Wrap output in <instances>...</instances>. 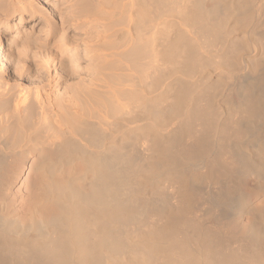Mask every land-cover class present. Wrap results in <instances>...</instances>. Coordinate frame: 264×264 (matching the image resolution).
<instances>
[{
  "label": "rangeland",
  "instance_id": "obj_1",
  "mask_svg": "<svg viewBox=\"0 0 264 264\" xmlns=\"http://www.w3.org/2000/svg\"><path fill=\"white\" fill-rule=\"evenodd\" d=\"M0 12V42H6L10 69L0 62V86L9 82L15 91L23 87L31 93L42 87L53 104L49 118L60 124L42 128L33 141L28 125L8 128L18 90L9 97L11 107L0 106V245L9 239L27 247L2 245L0 264L42 263L39 254L54 245L50 237L56 242L69 224L63 214L70 200L82 204L81 198L93 195L98 209L121 210L122 220L127 218L108 226L104 244L111 238L118 243L105 245L98 264H177L182 258L177 252L190 254L184 250L194 254L186 261L198 264L199 244L205 252L212 248L210 257L213 250L215 258L237 253L233 257L240 263L255 264L248 253L251 243L254 238L264 243V0H0ZM22 17L32 19L20 25ZM77 26L83 29L76 31ZM82 79L101 82L108 92L107 104L93 115L86 113L82 98L72 97ZM4 93L0 89V100L8 98ZM73 98L84 108H70ZM29 105L25 109L32 115ZM86 119L98 132L93 130L92 139L82 131ZM72 123L81 133L70 129ZM73 133H78L75 143ZM200 141L203 148L197 147ZM195 147L200 150L182 152ZM55 159L65 162L55 161L60 167L49 172ZM129 162L133 174L126 171ZM106 172L114 177H107L104 186ZM45 186L53 188L52 195ZM69 195L79 199L74 203ZM217 223L229 230L220 232ZM183 238L191 242L190 250ZM56 257L46 263L60 264Z\"/></svg>",
  "mask_w": 264,
  "mask_h": 264
},
{
  "label": "bare ground",
  "instance_id": "obj_2",
  "mask_svg": "<svg viewBox=\"0 0 264 264\" xmlns=\"http://www.w3.org/2000/svg\"><path fill=\"white\" fill-rule=\"evenodd\" d=\"M87 1V0H86ZM135 3V2H134ZM76 4V3H75ZM103 4V3H102ZM138 4V3H137ZM115 7V6H114ZM84 7H82V9H83ZM85 8H87V7H85ZM137 8V7H136ZM143 8V7H142ZM89 9V8H88ZM144 9V8H143ZM64 10V9H63ZM84 10V9H83ZM87 10V9H86ZM85 10V11H86ZM161 10V9H160ZM2 11V10H1ZM69 11V10H68ZM63 12V11H62ZM84 12V11H83ZM1 13V12H0ZM65 13V12H64ZM2 15V14H1ZM72 15V14H71ZM72 17V16H71ZM30 19H32L31 17H22L20 20H19V24L20 25H23V24H26L27 23V21H29ZM77 20V19H76ZM62 21L64 22L65 21V19L63 20L62 19ZM78 21V20H77ZM205 24V23H204ZM81 29H83L82 28V26H77V28H75V30L76 31H80ZM33 42V41H32ZM5 46H6V42L4 41V39L0 42V62H3V64H4V66H5V70H8V72L10 71V69H9V67H8V65L6 64L7 62H6V60H5V58H4V55H5ZM22 51V50H21ZM50 59V58H49ZM19 63V62H18ZM1 64V63H0ZM3 66V65H2ZM3 66V67H4ZM11 68V67H10ZM19 68V67H18ZM21 69V68H20ZM5 72V71H4ZM2 74V73H1ZM43 74V73H42ZM47 75V74H46ZM153 76V75H152ZM5 79V78H4ZM49 80V79H48ZM6 81V80H5ZM3 82V81H2ZM14 82V81H13ZM72 82V81H71ZM4 83V82H3ZM9 83V82H8ZM8 83H6L4 86H0V89H2V90H4V92L6 91V94H9L8 95V98L6 97V99L5 98H3V100H0V106L1 107H6L7 109H8V107L10 106V105H12L11 103H10V100H9V97H10V95H12L13 96V94H15V92H17V90H18V93H17V95H16V97H14V101H13V108L11 109V111H10V113L8 114V116H9V119H11L12 121H13V123L11 124V125H9L8 126V128L9 129H11L12 127H13V125H19V126H21L22 128H24V127H26L25 125H28L29 126V129H30V127H31V131H30V134H29V136L28 137H31V138H33V141H34V136H32V135H36L37 137L39 136V135H37L36 133H38V131H41V129L43 128V130H44V128L45 127H48V126H50V127H57V126H59L57 123V121H56V119H55V122H53V121H51L50 120V118H49V110H51V108H52V103H51V101H50V99H49V97H46V95L45 94H43L42 93V87H37L36 88V91H35V93L34 92H30L29 91V89H28V91L26 90V89H24L23 87L21 88H19V89H17L16 91H15V87H14V85L12 84V83H10L9 84V86L7 85ZM51 83V82H50ZM55 85V84H54ZM58 86V85H57ZM108 86V85H107ZM63 87V86H62ZM18 88V87H17ZM28 88V87H27ZM74 88H75V91H74V93L72 94V97H75V98H82V100H83V106L86 108V113H93V112H95V110H97V111H100V110H103V106H105V103L107 104V100H108V92H107V89H106V87L104 86V84L103 83H101V82H97V81H93V80H79V81H77L76 82V84H75V86H74ZM35 90V89H34ZM73 92V91H72ZM5 93H4V95H6ZM34 94V95H33ZM195 94V93H194ZM52 95V94H51ZM71 96V95H70ZM184 96V95H183ZM3 97V96H2ZM5 97V96H4ZM183 98V97H182ZM61 99H63V98H61ZM67 99H70V98H67ZM67 99H66V101H67ZM183 99H185V98H183ZM73 100H75V103L73 102ZM73 100H69L70 101V103H69V107L70 108H74V109H76V108H79V106H81V107H83L82 105H80L79 103L77 104V101H76V99H74L73 98ZM81 100V99H80ZM1 101H2V103H1ZM65 101V100H64ZM195 101V100H194ZM30 102V103H29ZM30 105H29V104ZM55 103V102H54ZM57 103V102H56ZM55 103V104H56ZM61 103H63V101L62 102H60V105H61ZM82 103V102H81ZM27 105H29V106H31V108L30 109H33L32 111H31V114L32 115H30L29 113H28V111L30 112V110H26L25 108L27 107ZM63 106H64V103H63ZM67 105H65V107H66ZM11 107V106H10ZM83 107V108H84ZM28 108V107H27ZM38 108L39 109V111L37 112V110L36 109ZM70 108H69V110H70ZM251 108H253V107H251ZM74 109H73V112H74ZM82 109V108H81ZM83 110V109H82ZM76 111V110H75ZM78 111V110H77ZM76 111V112H77ZM71 112V111H70ZM75 112V113H76ZM251 112V111H250ZM255 113L256 111L255 110H253L252 111V113ZM54 113V112H53ZM61 114H62V112H60ZM79 113V112H78ZM83 113V112H82ZM85 113V112H84ZM83 113V114H84ZM253 113V114H254ZM258 113V112H257ZM4 114H5V112H4ZM3 114V115H4ZM58 116H59V113L57 112L56 113ZM60 114V115H61ZM74 114V113H73ZM72 114V115H73ZM30 115V121H29V116ZM52 115V114H51ZM71 115V116H72ZM91 115H93V114H91ZM74 116H76V115H74ZM193 116V115H192ZM61 117H62V115H61ZM76 117H79V116H76ZM76 117H73V118H76ZM81 117H83V115L81 114ZM86 117V116H85ZM2 118V117H1ZM28 118V119H27ZM55 118H57L56 117V115H55ZM59 119V118H58ZM57 119V120H58ZM1 120V119H0ZM10 120V121H11ZM28 120V121H27ZM189 120V119H188ZM187 120V121H188ZM61 121H62V118H61ZM74 121V120H73ZM85 121V120H84ZM6 122V121H5ZM69 122V121H68ZM83 122V121H82ZM81 122V123H82ZM86 125H87V127H86V129H84V130H82V131H86L87 130V132H89L90 133V135L89 136H91V137H89L88 139H92L93 137H94V131L95 132H97V129L95 130V124H94V122L92 121V120H90V119H86ZM85 122H83L84 124H85ZM190 122H191V120H190ZM207 122V121H206ZM61 123V122H60ZM70 123V122H69ZM77 123V122H76ZM80 123V122H79ZM63 123H61V125H62ZM71 124V123H70ZM2 125V124H1ZM8 125V124H7ZM78 126V127H77ZM18 127V126H17ZM16 127V128H17ZM49 127V128H50ZM62 127V126H61ZM71 128H73V130H75V131H77L78 133H81V130L79 129L80 128V126H79V124L78 125H74L73 123H72V125L70 126V129ZM2 129V128H1ZM3 129H4V127H3ZM58 129V128H57ZM63 129V128H62ZM68 129V128H67ZM6 130H7V128H6ZM15 130V129H14ZM94 130V131H93ZM2 131V130H1ZM21 131V130H20ZM26 131H27V129H26ZM57 131H59V130H57ZM67 131H69V130H67ZM74 131V132H75ZM6 132V131H5ZM54 132H56V131H54ZM71 132H73V131H71ZM87 132H85V134L87 133ZM207 132V131H206ZM33 133H35V134H33ZM39 133H41V132H39ZM38 133V134H39ZM57 133V132H56ZM76 133V132H75ZM78 133H77V137H78ZM98 133V132H97ZM178 133V132H177ZM10 134V133H9ZM21 134V133H20ZM47 134V133H46ZM71 134V133H70ZM70 134H68V136L70 135ZM84 134V133H83ZM102 134V133H101ZM25 135V134H24ZM42 135V134H41ZM41 135H40V137H41ZM48 135V134H47ZM73 135H74V133L72 134V136L70 137V138H72L73 137ZM74 135V136H75ZM105 135V134H104ZM175 135V134H174ZM178 135V134H177ZM230 135V134H229ZM35 136V137H36ZM44 136V135H43ZM82 136V135H81ZM80 136V137H81ZM85 137H83V138H81L82 140H87V136L86 135H84ZM96 136V135H95ZM103 136V135H102ZM101 136V137H102ZM176 136V135H175ZM198 136V135H197ZM196 136V137H197ZM77 137H76V139H77ZM195 137V138H196ZM8 138H11V136L10 137H8ZM29 139V140H32V139ZM42 138V137H41ZM69 138V137H68ZM69 138V139H70ZM4 139H6V138H4ZM37 139H40V138H37ZM80 139V138H79ZM80 139V140H81ZM8 140V139H7ZM28 140V141H29ZM41 140V139H40ZM53 141H54V139H52ZM98 140H100V139H98ZM203 140V139H202ZM42 141V140H41ZM44 141V140H43ZM42 141V142H43ZM79 141V140H78ZM174 141V140H173ZM196 141V140H195ZM198 141V140H197ZM41 142V143H42ZM71 142H73V143H75L76 142V140L75 139H71ZM106 142V141H105ZM8 143H10L9 141H8ZM66 143V142H65ZM65 143H63V144H61V145H64L65 146ZM69 143V142H68ZM68 143H66V144H68ZM203 143V141L201 142L200 141V144H198L197 145V147H199L201 144ZM2 144L4 145V146H7V143H6V141L5 140H3L2 141ZM13 144V143H12ZM55 144V147L57 146V144L56 143H54ZM53 144V145H54ZM180 144L181 143H178V145L180 146ZM195 144V143H194ZM38 145V144H37ZM52 145V144H51ZM52 145V146H53ZM58 145H59V143H58ZM69 145V144H68ZM86 145V144H85ZM173 145V144H172ZM196 145V144H195ZM205 145V144H204ZM177 146V145H176ZM175 146V147H176ZM184 146V145H183ZM182 146V147H183ZM58 148H59V146H57ZM69 147V146H68ZM181 147V146H180ZM206 147H207V145H206ZM44 148V147H43ZM61 148V147H60ZM173 148V147H172ZM179 148V147H178ZM183 148H185V147H183ZM194 148V147H193ZM201 148H203L202 147V145H201ZM62 149H64V148H62ZM65 149H66V146H65ZM72 149V148H71ZM192 149V148H191ZM4 150H7V149H4ZM92 150V149H91ZM105 150V149H104ZM101 151L102 153H104L105 151ZM111 150V149H110ZM197 150H200V148L198 149H196V147H195V149H192L191 151H189V150H185V151H182L183 152V154H189L190 152H198ZM210 150V149H209ZM47 151V150H46ZM61 151V150H60ZM63 151V150H62ZM65 151V150H64ZM64 151H63V153H64ZM73 151V150H72ZM72 151L70 152L71 154H72ZM202 151V150H201ZM66 152H67V150H66ZM65 152V153H66ZM74 152V151H73ZM77 152V151H76ZM75 152V153H76ZM92 152V151H91ZM211 152V151H210ZM50 153V152H49ZM61 153V152H60ZM63 153H61V155H60V158L61 157H63V156H65V155H63ZM68 153H69V151H68ZM70 153L68 154V156L70 155ZM74 153V154H75ZM171 153V152H170ZM0 154L2 155V153H1V151H0ZM78 154V153H77ZM208 154V153H207ZM67 155V154H66ZM39 156V155H38ZM72 156V155H71ZM70 156V157H71ZM74 156V155H73ZM72 156V157H73ZM176 156V155H175ZM208 156V155H207ZM49 157V156H48ZM70 157L69 158H67V160L68 159H70ZM103 157V156H102ZM182 159H184V162L186 163V162H188L187 160H185V157L186 156H180ZM20 158V157H19ZM50 158V157H49ZM57 158V157H56ZM66 158V157H65ZM124 158V157H123ZM194 158V157H193ZM62 159V158H61ZM98 159H99V157H98ZM102 159H105V158H102ZM125 159V158H124ZM153 159V158H152ZM187 159V158H186ZM203 159V158H202ZM201 159V160H202ZM206 159V158H205ZM48 160V159H47ZM71 160V159H70ZM121 160H123V159H121ZM55 161H57L56 159L54 160V162ZM104 161H106V160H102V162H104ZM127 161V160H126ZM46 162L47 161H45L44 162V164H46ZM57 162H61V160H59V161H57ZM57 162H55V163H53V162H49V166H48V168L46 169V170H50V171H52L53 170V168H55V167H60V166H58V163ZM63 162H65V159H64V161H62L61 163L63 164ZM74 162V161H73ZM167 162V161H166ZM183 162V161H182ZM199 162V161H198ZM214 161L212 160V163H213ZM173 163H175L174 161H173ZM204 163V162H203ZM60 164V163H59ZM114 164V163H113ZM131 164L132 163H128L127 165H128V167H127V169L128 170H126L127 172H130V174H133L134 172L132 171V167H131ZM46 165H48V164H46ZM172 165H174V164H172ZM176 165H179V163L178 164H176ZM42 166V165H41ZM40 166V167H41ZM44 167H46V166H44ZM43 167V168H44ZM109 167V166H108ZM93 168V167H92ZM110 168H111V166H110ZM121 168V167H120ZM126 168V167H125ZM139 168V167H138ZM142 168V167H141ZM219 168H221V167H219ZM58 169V168H57ZM177 169V168H176ZM48 170V171H49ZM95 170V169H94ZM179 170H180V168H179ZM49 171V172H50ZM104 171V170H103ZM110 171V170H109ZM113 171H114V169H113ZM117 171V170H116ZM123 171H125L124 169H123ZM125 171V172H126ZM135 171V170H134ZM178 171V170H177ZM176 171V172H177ZM122 172V171H121ZM121 172L119 173V174H121ZM140 172V171H139ZM180 172H181V170H180ZM52 173V172H51ZM97 173V176H98V174L99 173H101V172H96ZM104 173V172H103ZM107 173V172H106ZM229 173V172H228ZM227 173V174H228ZM108 174V173H107ZM127 174V173H126ZM125 174V175H126ZM145 174V173H144ZM157 174H158V172H157ZM156 174V175H157ZM101 175V174H100ZM122 175H124V172L122 173ZM110 176V178L112 177H114L113 175L111 176V175H109L108 174V176H106L105 174H102L101 175V179H102V182L104 183V186H105V184L107 183V177H109ZM123 178H124V176H122ZM133 177V176H132ZM86 178V177H85ZM98 179V178H97ZM132 179V178H131ZM136 179V178H135ZM151 179V178H150ZM85 180V179H84ZM133 180V179H132ZM147 180V179H146ZM86 181V180H85ZM133 181H135V180H133ZM100 182V181H99ZM86 183V182H85ZM89 183H90V181H89ZM88 183V181H87V184H89ZM101 183V182H100ZM103 183H102V185H103ZM117 183V182H116ZM91 184V183H90ZM89 184V185H90ZM93 184V185H92ZM92 184L90 185V187L91 186H94V183L92 182ZM121 184H125V183H122L121 182ZM134 184H136L135 182H134ZM49 185V184H48ZM101 185V186H102ZM131 185H132V183H131ZM145 185H146V183H145ZM95 186H96V184H95ZM101 186H99V184H98V186L97 187H99V189H100V187ZM115 186H117V185H115ZM126 186V185H125ZM187 186V185H186ZM178 187V186H177ZM45 188V190H47L49 193L51 192V195H52V193H53V188H52V190L50 189V187H48V186H45L44 187ZM109 188H111V187H109ZM115 188V187H114ZM122 188V187H121ZM123 188H125V187H123ZM122 188V189H123ZM44 190V191H45ZM3 191V190H2ZM43 191V190H42ZM107 191V190H106ZM109 191V190H108ZM108 191H107V193H108ZM177 191V190H176ZM47 192V193H48ZM101 191L99 190V192L98 193H100ZM46 193V194H47ZM48 193V194H49ZM55 193V192H54ZM103 193V192H102ZM106 193V194H107ZM111 193V192H110ZM120 193V192H119ZM220 193H221V191H220ZM71 194V193H70ZM76 194V193H75ZM105 194V193H104ZM132 194V193H131ZM174 194V193H173ZM1 195V194H0ZM4 195V194H3ZM44 195V194H43ZM66 195V194H65ZM72 195V194H71ZM102 197H103V195L102 194H100ZM127 195V194H126ZM5 196V195H4ZM48 196V195H47ZM54 196V195H53ZM74 196V198H72ZM72 197H70V195H69V199H73V201L75 200V198H77V197H75V195H73ZM128 196V195H127ZM137 196V195H136ZM51 197V196H50ZM49 197V198H50ZM56 197V196H55ZM58 197V196H57ZM100 197V196H99ZM108 197V196H107ZM119 197H121V195L119 196ZM132 197V196H131ZM97 199H95L94 198V195L93 196H87L86 198L84 197V199H82L81 198V203L82 204H73V202L70 200V202L69 203H71L72 205L70 206V207H68L66 210H65V214H63L65 217H64V219H66L67 221L66 222H68L69 224L68 225H65V228L62 230V232H60L61 234H60V236L59 237H57L58 239H57V241L56 242H52V241H54V239L56 238V236H55V238L51 241V237H50V240H49V242L51 243V244H54V245H50V247L48 248L47 247V249H46V253H44V255H41L42 253H43V250H42V252L39 254V257H38V255L37 256H35V257H38V258H40L41 260H39V261H41L42 263H38L37 262V260H36V263H35V259L33 260V258H29V260L30 261H33L35 264H47L46 262H48L47 261V258L49 259V258H51V256L52 255H54V256H57L55 259L57 260H60V261H58L60 264H98L99 262H100V260H101V250H103V248L104 247H106L107 245H108V247H109V245H110V240H114L113 238H111L110 240H109V244L107 243V245H106V242H105V244H104V239H106L107 237H108V234L110 233L109 232V229H108V226L111 224V223H113V222H115V221H117V220H119L120 218V220H121V222H126L125 220L127 219H124V220H122L123 218H124V213L125 212H123V211H121V210H116V209H113V208H106V206H102L100 209H98L99 208V206H97V205H99L100 204V202L98 201V197H96ZM46 199V198H45ZM48 199V198H47ZM46 199V200H47ZM66 199L67 200H69L67 197H66ZM77 199H79V197L77 198ZM101 198H99V200H100ZM103 199H104V202L106 201L105 199L106 198H104L103 197ZM103 199L101 200L102 202H103ZM110 199V198H109ZM119 199V198H118ZM121 199H122V197H121ZM128 199V198H127ZM136 199H138V198H136ZM136 199H134L135 200V204H136ZM123 200V199H122ZM129 200V202H131L130 201V199H128ZM218 200V199H217ZM76 202H77V200H75ZM75 201H74V203H75ZM118 201V200H117ZM55 202V201H54ZM99 202V203H98ZM102 202H101V204H102ZM125 202H126V200H125ZM63 203V202H62ZM106 203V202H105ZM68 204V203H67ZM131 204V203H130ZM134 204V205H135ZM152 204V203H151ZM63 205H66V204H62V206ZM69 205V204H68ZM118 205H122V204H119L118 203ZM124 205V204H123ZM132 205V204H131ZM159 205V204H158ZM178 205V204H177ZM144 206H145V204H144ZM114 207H120V206H116L115 204H114ZM151 207V206H150ZM153 207V206H152ZM190 207V206H189ZM129 208V207H128ZM156 208H157V206H156ZM59 209V208H58ZM62 209V208H61ZM144 209V208H143ZM159 210V209H158ZM63 211H64V209H63ZM63 211H61V212H63ZM145 211V210H144ZM127 214V213H126ZM133 214V213H132ZM60 215H61V213H60ZM131 215V214H130ZM134 215V214H133ZM136 215V214H135ZM126 216V215H125ZM129 216V215H128ZM127 216V217H128ZM172 216V215H171ZM175 216V215H174ZM60 217V216H59ZM63 218V217H62ZM131 218V217H130ZM134 218V217H133ZM137 218V217H136ZM170 218H172V217H170ZM55 219V218H54ZM132 219V218H131ZM173 219V218H172ZM171 219V220H172ZM119 220V221H120ZM139 220V219H138ZM137 220V221H138ZM247 220V219H246ZM59 221H60V219H59ZM65 222V221H64ZM133 222V221H132ZM244 222H245V220H244ZM127 223V222H126ZM171 223V222H170ZM188 223V222H187ZM223 223V222H222ZM221 223V224H222ZM225 223V222H224ZM58 224V223H57ZM56 224V225H57ZM136 224V223H135ZM186 224V223H185ZM219 223H217V226L215 225V227L217 228L218 226L220 227V225H218ZM245 224V223H244ZM214 225V224H213ZM212 225V226H213ZM227 225V224H226ZM226 225H224V226H226ZM122 226V225H121ZM135 226V225H134ZM167 226V225H166ZM183 226V225H182ZM200 226V225H199ZM202 226V225H201ZM201 226L200 227H198V228H200V229H198V230H201ZM229 226V225H228ZM234 226V225H233ZM233 226H231V227H233ZM236 226V225H235ZM164 227V226H163ZM163 227H161V228H163ZM204 227V226H203ZM214 226H213V228H215ZM218 227V229L220 230V232H223V230L225 231V229L227 228H225V229H223L222 230V228H223V226L221 225V227L219 228ZM230 227V228H231ZM124 228V227H123ZM196 228H197V226H196ZM206 228V227H205ZM229 228V227H228ZM227 228V229H228ZM203 229V228H202ZM226 229V230H227ZM259 229V228H258ZM57 230H59V229H57ZM206 230V232H207V230H208V228H206L205 229ZM215 230V229H214ZM229 230V229H228ZM231 230V229H230ZM234 230V229H233ZM252 230H254V229H252ZM59 231H61V229L59 230ZM89 231H90V233L91 234H93V236L92 237H94V239H92L88 234H90L89 233ZM202 231H204V230H202ZM210 230H208V232H209ZM264 231V230H263ZM54 232V231H53ZM170 232V231H169ZM215 232H216V230H215ZM233 232V231H232ZM257 232V231H256ZM259 232H261V231H259ZM259 232H258V234H259ZM57 233V232H56ZM254 233V232H253ZM205 234V233H204ZM209 234H213V233H209ZM208 234V235H209ZM228 234V233H227ZM240 234V233H239ZM263 234V233H262ZM111 235H112V232H111ZM114 235V234H113ZM118 235V234H117ZM122 235V234H121ZM208 235H204L205 237H208ZM259 235H261V233L259 234ZM89 236V237H88ZM161 236V235H160ZM162 236H164V235H162ZM161 236V237H162ZM184 236H185V234H184ZM213 236V235H212ZM217 236V235H216ZM229 236H231V235H229ZM257 236V235H256ZM88 237V238H87ZM125 237V236H124ZM187 238H188V234H187V236H186ZM218 237V236H217ZM257 237H259V236H257ZM7 238V237H6ZM29 238V237H28ZM34 238V237H33ZM41 238V237H40ZM134 238V237H133ZM159 238V237H158ZM168 238V237H167ZM219 238V237H218ZM230 238V237H229ZM92 239V240H91ZM109 239V238H108ZM128 239V238H127ZM173 239V238H172ZM183 239H185V238H183ZM182 239V240H183ZM201 239V238H200ZM205 238L203 237V240H204ZM261 239H264V238H261ZM4 242H2V244L0 245V248L2 247V245L4 246V245H6L7 247H8V249H9V247L11 248V249H13L14 247L15 248H19V249H21L22 247H24L25 249H22V250H27V247L25 246V243H23V242H17V243H19V244H16V243H14V242H11V241H9V239L8 240H4V239H2ZM11 240V239H10ZM14 240H15V238H14ZM33 240V239H32ZM47 240V241H48ZM137 240V239H136ZM161 240V239H160ZM186 240V239H185ZM202 240V239H201ZM209 240V239H208ZM220 239H218V241H219ZM258 241H259V239H257ZM257 240H255V238L253 239V242H254V244H253V242L251 243V244H249V245H251L250 246V251H248V253H250V257L252 256V258H249V260L250 259H252V261H254L255 262V264H264V243L263 244H260L261 242H263V241H260V243L259 244H256L257 242H255V241H257ZM1 241V240H0ZM21 241H23V240H21ZM25 241V240H24ZM27 241V240H26ZM35 241V240H34ZM91 241H93V242H91ZM106 241V240H105ZM114 241H118V240H114ZM148 241V240H147ZM151 241V240H150ZM150 241H148L149 243H151V242H154L153 240L150 242ZM166 241V240H165ZM187 241V240H186ZM215 241H217V240H215ZM252 241V240H251ZM144 242V241H143ZM174 242H176V240L174 241ZM188 242V241H187ZM210 242V241H209ZM248 242V241H247ZM118 243V242H117ZM121 243V242H120ZM139 243V242H138ZM147 243V242H146ZM172 243V242H171ZM199 243V242H198ZM197 243V244H198ZM213 243V242H212ZM216 243V242H215ZM36 244H39V243H36ZM47 244V243H46ZM112 244V243H111ZM116 244V243H115ZM123 244V243H122ZM148 244V243H147ZM151 244H153V243H151ZM188 244H189V249L188 250H190L191 249V247H190V244H191V242H188ZM195 244V243H194ZM196 244V245H197ZM201 244H202V241H201ZM206 244H209V243H206ZM205 244V246H207ZM39 245H41V244H39ZM48 245V244H47ZM106 245V246H105ZM124 245V244H123ZM192 245H193V243H192ZM203 245V244H202ZM202 245H200L199 244V246H200V254L202 255V257H201V259L200 260H198L199 259V257H200V255H198V254H195L196 255V257L197 256H199L198 258H196L195 256H193L194 257V260L195 259H197L198 261H199V263H198V261L196 262V263H198V264H203V263H208V262H210L209 264H213V263H215V260H218V261H220V263H218L217 261H216V263H218V264H242L243 263V261L240 259V261H242V263H240V261H239V259H236L237 257H233V255H231L230 253H227V254H230V255H226V254H221L222 255V258L220 257V258H218L219 257V255H218V257L216 256V258H218V259H216L214 256L215 255H212L213 253H215V250H213L214 252H212V254H211V256L212 257H214L213 259H212V257H210V253L208 252L209 251V249H212V248H210V247H208V251L207 252H205V250H203V247H202ZM220 245V244H219ZM245 245V244H244ZM248 245V246H249ZM175 247H176V245H174ZM173 246V247H174ZM178 246H180V245H178ZM187 246V245H186ZM39 247H41V246H39ZM121 247V246H120ZM120 247H119V249H120ZM158 247V246H157ZM174 247V248H175ZM182 247V246H181ZM187 247V248H188ZM193 247H196V246H194L193 245ZM198 247V246H197ZM3 248H5V246L3 247ZM107 248V247H106ZM110 248V247H109ZM141 248V247H140ZM183 248H184V246H183ZM186 248V247H185ZM184 248V249H185ZM214 248V247H213ZM7 249V250H8ZM42 249H44V248H42ZM155 249H157V248H155ZM176 249H178V248H175V250ZM0 250H3V249H0ZM5 250V249H4ZM40 250H41V248H40ZM39 250V251H40ZM160 250V249H159ZM199 250V249H198ZM6 251V250H5ZM12 251V250H11ZM117 251V250H116ZM180 251L182 252L183 250L180 248ZM187 251V250H186ZM185 250H184V252L185 253H190V254H185L184 255V253H183V256H185L184 257V259L186 258L187 259V255H191V257H192V255H194L193 253H191L190 251L189 252H186ZM194 251H196V250H194ZM193 251V252H194ZM211 251V250H210ZM8 252V256L5 254V253H7ZM7 252H5L4 253V251L2 252V254L4 253V256L6 255L8 258H9V250L7 251ZM13 252V254H14V251H12ZM139 252V251H138ZM238 252V251H237ZM0 253H1V251H0ZM11 253V252H10ZM103 253V252H102ZM151 253V252H150ZM176 253V252H175ZM241 253V252H240ZM239 253V254H240ZM28 253L26 252H24L23 254H20V256H19V258H21V259H23L26 255H27ZM139 254H140V252H139ZM151 254H153V253H151ZM155 254V253H154ZM153 254V255H154ZM181 253H179L178 254V252H177V255H179V257H182V258H178V259H180V262H179V260H178V263L177 264H193V263H195V262H193V263H191V262H189L188 260L186 261V259H185V261H186V263H185V261L183 260V256H182V254L180 255ZM237 254V253H236ZM234 255V256H238V255ZM243 254V253H242ZM12 255V254H11ZM32 255V254H31ZM34 255V254H33ZM150 255V254H149ZM157 255V254H156ZM156 255H155V257L154 258H156L157 259V257H156ZM243 255H245V254H243ZM246 255H248L247 253H246ZM0 256H3V255H0ZM5 256V257H6ZM158 256V255H157ZM227 256V257H226ZM5 257H3V258H5ZM5 258V259H8V258ZM29 257V256H28ZM28 257H26V258H28ZM34 257V258H35ZM68 257H71L73 260V263L70 261H68ZM105 257V256H104ZM111 257V256H110ZM140 257V256H139ZM191 257H188V259H190ZM249 257V256H248ZM10 258H11V256H10ZM37 258V259H38ZM106 258V257H105ZM113 258V257H112ZM122 258V257H121ZM150 258V257H149ZM176 258V257H175ZM32 259V260H31ZM46 259V260H45ZM52 259V258H51ZM117 259V258H116ZM120 259V258H119ZM177 259V258H176ZM182 259V260H181ZM191 259H193V258H191ZM245 259V258H244ZM0 260H2L1 258H0ZM27 260V259H26ZM25 260V261H26ZM115 260V259H114ZM141 260V259H140ZM140 260H138V261H140ZM194 260H190V261H194ZM25 261H24V263H25ZM49 261H50V259H49ZM150 260H148V263H150L149 262ZM208 261V262H207ZM245 261V260H244ZM252 261H251V263H252ZM3 262V261H2ZM27 262H29L28 260H27ZM53 262V261H52ZM57 262V263H58ZM112 262H113V260H112ZM119 262H121V261H119ZM119 262L117 263V264H119ZM13 263V262H12ZM31 264H33L32 262H30ZM50 263V262H49ZM140 264H141V261L139 262ZM54 264V263H53ZM151 264V263H150ZM154 264V263H153Z\"/></svg>",
  "mask_w": 264,
  "mask_h": 264
}]
</instances>
